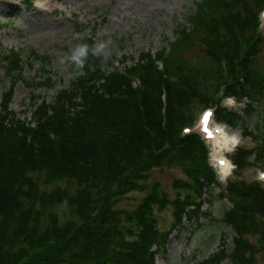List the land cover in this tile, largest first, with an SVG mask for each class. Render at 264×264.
Masks as SVG:
<instances>
[{"label": "trees", "instance_id": "obj_1", "mask_svg": "<svg viewBox=\"0 0 264 264\" xmlns=\"http://www.w3.org/2000/svg\"><path fill=\"white\" fill-rule=\"evenodd\" d=\"M263 7L264 0H196L174 41L155 55L142 52L123 71L93 54L95 37H77L74 49L89 46L84 66L73 63L81 73L52 102L32 96L31 121L11 109L26 63L0 48L6 75L16 76L0 103V264H156V250L185 220L198 221L207 192L220 187L205 141L184 135L199 108L215 109L216 121L242 127L254 142L232 155L237 171L219 195L232 205L223 219L234 247L203 264H260L264 185L242 172L264 168V127L245 126L264 118ZM194 48L201 55L186 59ZM34 60L51 61L32 51L30 66ZM229 97L248 100L246 121L223 106ZM164 169L183 176L173 180L175 198L151 182ZM132 193L144 196L134 209L120 208ZM169 209L173 222L160 229L157 214Z\"/></svg>", "mask_w": 264, "mask_h": 264}, {"label": "rangeland", "instance_id": "obj_2", "mask_svg": "<svg viewBox=\"0 0 264 264\" xmlns=\"http://www.w3.org/2000/svg\"><path fill=\"white\" fill-rule=\"evenodd\" d=\"M195 1L156 0L152 6H148L134 0H0V48L19 52L26 63L24 73L18 79L12 111L17 118L31 121L29 107L32 96H40L52 102L59 91L69 87L70 82L81 73L73 69L71 61L77 37H95L97 45H105L97 55L103 58L106 67L113 66L123 71L137 61L142 52L155 55L174 41L178 24H185L187 17L192 14ZM40 2L47 3L48 13L37 12ZM261 19L264 34L263 15ZM76 22L83 25L80 31L75 27ZM32 51L41 57H49V66H44L40 60H34L30 66L28 59ZM200 55V51L194 48L185 58L193 59ZM125 57L128 60H124ZM48 78H51L53 85H46ZM15 79L16 76L6 75V66L0 55V103L3 93ZM231 108L238 111L246 121V104L240 102ZM255 109L260 111V106H255ZM203 111L198 110L199 120ZM212 123L213 128L218 125L213 120ZM257 125L264 127L262 116L249 118L245 126L253 131ZM226 130L230 137L239 136L242 139L244 135L242 127L233 129L227 126ZM242 143L245 147L254 146L251 137L243 138ZM208 144L212 152V164L216 166L217 159L225 152L219 154L211 142ZM234 150H229L224 157L229 159ZM254 159L252 157L251 161ZM262 171L264 168L251 167L242 172V179L248 183L258 181ZM217 173L220 179L221 175ZM175 178H183L177 169L155 170L151 182H160L171 198H175ZM226 185L227 181H220V187L215 186L207 192L204 199L205 214L198 221L185 220L173 233L166 247L156 250V264H203L210 256L222 250L223 246L227 251L233 249L236 234L223 219L224 212L231 209L232 205L219 197ZM143 196L142 193L130 194L120 204V208L134 209ZM209 213L211 217L207 216ZM157 216L160 229L171 226V209ZM222 264L232 263L228 259ZM260 264H264V258L260 259Z\"/></svg>", "mask_w": 264, "mask_h": 264}, {"label": "bare ground", "instance_id": "obj_3", "mask_svg": "<svg viewBox=\"0 0 264 264\" xmlns=\"http://www.w3.org/2000/svg\"><path fill=\"white\" fill-rule=\"evenodd\" d=\"M134 1L141 2L142 4L144 3V5L152 6L156 0H134ZM36 10L38 13L41 14H46L49 12V10L47 9V3H43V2H40L38 4ZM213 143L215 148L218 150V153L222 154L223 152H228L229 150L237 146L240 143V137L239 136L230 137L226 129L220 128L219 133L216 134L214 137ZM220 160H223L225 162L223 166L219 167V171L222 176V182H225L231 173V165L223 157H221L219 161Z\"/></svg>", "mask_w": 264, "mask_h": 264}, {"label": "clouds", "instance_id": "obj_4", "mask_svg": "<svg viewBox=\"0 0 264 264\" xmlns=\"http://www.w3.org/2000/svg\"><path fill=\"white\" fill-rule=\"evenodd\" d=\"M104 47L105 45L103 43L97 45L93 49V54H97ZM88 53H89V46L87 44H78L72 52L71 61L76 65V67L82 68L84 66V62ZM260 178L264 179V174H261Z\"/></svg>", "mask_w": 264, "mask_h": 264}, {"label": "snow or ice", "instance_id": "obj_5", "mask_svg": "<svg viewBox=\"0 0 264 264\" xmlns=\"http://www.w3.org/2000/svg\"><path fill=\"white\" fill-rule=\"evenodd\" d=\"M209 119H210V114H206V115L204 116V122H205V124L208 123ZM221 163H223V161H221Z\"/></svg>", "mask_w": 264, "mask_h": 264}]
</instances>
